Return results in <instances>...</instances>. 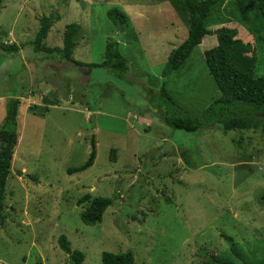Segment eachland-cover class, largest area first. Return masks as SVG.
Wrapping results in <instances>:
<instances>
[{
	"label": "rangeland",
	"instance_id": "rangeland-1",
	"mask_svg": "<svg viewBox=\"0 0 264 264\" xmlns=\"http://www.w3.org/2000/svg\"><path fill=\"white\" fill-rule=\"evenodd\" d=\"M114 6L131 19L123 42L107 14ZM44 16L53 20L50 46H62L66 26L80 24L76 60L100 64L108 39L117 40L129 60L127 76L94 67L90 79L84 66L65 60L70 65L61 67L57 57L37 52L32 41ZM188 19L169 0H5L0 43L16 42L20 50L0 48V97L21 104L0 264H72L59 246L61 234L86 254L82 264H102L104 251L129 250L135 264H211V255L264 262L262 132H225L210 119L188 132L162 118L201 114L220 96L204 53L218 43L216 35L205 37L179 70L164 73L171 51L188 36ZM208 24L213 31L236 29L251 68L264 75L263 24L250 29L230 0L213 9ZM92 136L94 165L69 174L87 160ZM86 194L113 199L95 225L81 218L89 202L78 200Z\"/></svg>",
	"mask_w": 264,
	"mask_h": 264
},
{
	"label": "trees",
	"instance_id": "trees-1",
	"mask_svg": "<svg viewBox=\"0 0 264 264\" xmlns=\"http://www.w3.org/2000/svg\"><path fill=\"white\" fill-rule=\"evenodd\" d=\"M5 0H0V9ZM179 11L189 15V30L186 39L175 47L169 57L164 73L169 74L179 70L187 62L193 50L199 46L207 36L216 35L218 43L205 50V58L210 73L218 85L220 96L215 98L201 114L191 111H182L181 114H162L165 123L175 129L196 132L204 128V120L210 119L223 131L234 129L260 130L264 135V75H257L251 68L253 59L243 54L242 41L237 37V30L229 27H220L213 31L208 21L215 7L226 0H169ZM236 3L240 20L254 30L264 25V0H230ZM108 17L117 25L131 27L128 13L114 6L108 10ZM53 20L49 16L42 17L40 27L32 41L37 52H45L49 57L60 60H70L86 68L103 67L121 77H126L130 64L127 57L119 50V42L111 38L107 41L105 60L98 63H86L76 60L73 56L77 44V34L81 26L72 22L66 26L62 46H50L46 39L51 30ZM77 36V37H76ZM0 48L6 53H17L20 50L16 42L0 43ZM264 53V45H263ZM57 101L51 103L55 104ZM21 100L18 97H9L6 102V114L0 126V218L4 217L6 183L12 169L15 147L18 144V117ZM35 105H30V112L34 113ZM48 111V108L47 110ZM37 113V112H35ZM45 113V112H42ZM115 151V150H114ZM97 157V141L95 136L91 139V151L87 160L78 166L67 169L69 174L84 171L94 165ZM264 205V190L259 196ZM89 202L81 212L85 224L95 225L104 219L109 206L113 205L111 197L90 194L82 196L78 205ZM60 248L69 254L72 264H82L86 254L79 249H72L71 243L65 234L58 237ZM211 264H239L222 256L211 255L207 260ZM102 264H135V255L132 251L114 253L104 251ZM240 264H264L243 260Z\"/></svg>",
	"mask_w": 264,
	"mask_h": 264
},
{
	"label": "crops",
	"instance_id": "crops-1",
	"mask_svg": "<svg viewBox=\"0 0 264 264\" xmlns=\"http://www.w3.org/2000/svg\"><path fill=\"white\" fill-rule=\"evenodd\" d=\"M5 2V1H4ZM4 4V3H3ZM77 45V44H76ZM56 46H61V45H56ZM76 47V46H75ZM75 50V49H74ZM75 59H77V58H75ZM61 61V62H60ZM65 60H59V61H55L56 63H58V65H60L61 67L63 66V65H70L68 62H64ZM59 67V66H58ZM84 68V70L86 69V67H83ZM88 69H90V68H87L86 70L87 71H90V79H91V70H88ZM0 98H2V99H5V98H3V97H0ZM6 101H7V99H5ZM1 111H3V114H1V118H3V115L5 114V112H4V110L2 109Z\"/></svg>",
	"mask_w": 264,
	"mask_h": 264
},
{
	"label": "water",
	"instance_id": "water-1",
	"mask_svg": "<svg viewBox=\"0 0 264 264\" xmlns=\"http://www.w3.org/2000/svg\"><path fill=\"white\" fill-rule=\"evenodd\" d=\"M119 26H120V31L122 32L121 34V41L123 42L125 40V36H124V27L123 24L121 22H119Z\"/></svg>",
	"mask_w": 264,
	"mask_h": 264
}]
</instances>
